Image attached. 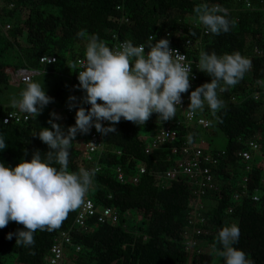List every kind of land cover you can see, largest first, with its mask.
I'll list each match as a JSON object with an SVG mask.
<instances>
[{
    "label": "trees",
    "instance_id": "obj_1",
    "mask_svg": "<svg viewBox=\"0 0 264 264\" xmlns=\"http://www.w3.org/2000/svg\"><path fill=\"white\" fill-rule=\"evenodd\" d=\"M261 1L0 0V134L7 144L0 152V162L10 167H15L21 159L30 161L37 150L42 158L45 156L48 146L33 135L41 127L51 125L37 118L3 123L8 113L19 111L12 106L13 99L9 96L14 85L9 69L54 74L60 72L61 63H69L76 65L71 83L78 81L77 61L84 58L87 37L91 35L98 36L110 48L121 41L146 46L150 36L156 40L167 38L170 46L182 48L194 62L200 85L211 80L198 70L201 51L215 52L218 56L238 52L251 60V68L243 79L220 93L223 109L216 115L207 107L196 113L204 115L211 126L215 123L224 134L223 149L200 147L198 140L208 129L199 127L196 122L177 126L175 121L179 115H176L168 124L173 136L147 152L148 144L163 127L156 123L157 114L139 126L121 119L114 125L116 132L103 134L106 151L99 159L101 169L94 174L90 190L97 210L115 208L120 213L119 221L100 224L92 219L85 226H77L74 225L75 209L58 229L38 230L34 234L35 243L28 247L16 245L15 235L10 240L6 238L8 233L24 227L9 222L0 229V264H51L47 258L55 238L63 231H69L72 239V244L65 248V252L69 251L68 255L65 253L66 258L72 264H223L215 253V248L219 247L217 236L222 227L233 223L240 229L238 243L234 246L242 249L253 264H264V196L260 201L251 198L262 190L264 179V102L253 96L255 92L264 91ZM204 3L227 10V18L234 22L227 33L204 34V29L195 24L198 19L194 8ZM7 24H10L9 29H5ZM79 32H85L86 36H78ZM145 49L147 51V47ZM43 55L55 56L56 62L42 64ZM22 84L26 82L21 81L19 86ZM62 92L63 89L57 90L54 97L62 96ZM68 100L69 97L67 101L61 98L60 102L65 106ZM55 113L59 118L50 115V120L65 131L75 124L72 115L62 119V114ZM187 134L194 146L219 159L218 165L212 168L218 190L207 192L203 198L207 225L197 237L202 248L198 254L188 249L187 240L191 236L186 233L189 230L187 218L195 205V186L187 175L171 179L160 175L182 159L181 146ZM84 137L85 134L80 133L75 137L69 156L70 172L93 168L77 144ZM251 140L259 142L261 148L252 152L251 167L247 170L239 153L249 149ZM140 164L146 165L145 173H139ZM118 167L124 174L123 179L118 177ZM137 174L139 181L134 182ZM245 178L248 194L235 199L234 193L241 189Z\"/></svg>",
    "mask_w": 264,
    "mask_h": 264
},
{
    "label": "clouds",
    "instance_id": "obj_2",
    "mask_svg": "<svg viewBox=\"0 0 264 264\" xmlns=\"http://www.w3.org/2000/svg\"><path fill=\"white\" fill-rule=\"evenodd\" d=\"M194 13L205 31L214 35L227 33L234 24L227 18V10L218 5L204 3L196 6ZM78 36L85 37L86 33L79 32ZM119 49H111L96 35L88 36L80 62L82 70L76 73L79 88L84 92L83 103L90 108L79 107L75 124L66 131L50 120V128L41 127L33 135L48 146L43 158L37 150L30 161L21 159L15 167L0 162V229L9 222L22 224V230L6 237L10 240L15 235L16 245L32 246L38 230L58 229L68 213L81 205L91 187L94 171L85 168L68 171L70 150L78 133L88 134L95 127L97 132L107 135L116 132L114 125L121 119L139 126L154 113L160 121L172 120L177 106H181L182 94L191 87L190 64L185 55L170 47L167 38L149 37L146 46L125 41ZM250 68L251 60L238 52L218 56L215 52L201 51L198 70L211 80L191 91L187 111L194 115L207 107L216 115L224 107L220 93L237 85ZM52 99L43 83L27 81L12 106L26 118L36 119ZM51 115L59 118L56 113ZM102 121L109 125L104 126ZM6 148L5 138L0 134V152ZM239 236L240 229L235 223L219 230L215 253L223 264H253L242 249L234 246Z\"/></svg>",
    "mask_w": 264,
    "mask_h": 264
},
{
    "label": "built area",
    "instance_id": "obj_3",
    "mask_svg": "<svg viewBox=\"0 0 264 264\" xmlns=\"http://www.w3.org/2000/svg\"><path fill=\"white\" fill-rule=\"evenodd\" d=\"M238 1V0H233ZM263 4V11H264V0L261 1ZM245 3H249V0H245ZM214 4H210L212 6ZM196 25H199L201 28L204 27L199 23V21H195ZM10 24L5 26V29H9ZM204 34H208V32L204 29ZM152 37V36H150ZM124 41L115 43L111 49L119 51V45L122 44ZM186 44H191V41L188 40ZM173 49L179 51V53L185 55L186 62L190 64L192 73L190 75V84L191 87L189 88L188 92L182 94V103L181 106H177L176 115H179L175 124L177 126H182L187 123L196 122L199 127L204 129H209L211 126L210 121L203 115L197 116V114H190L187 111V108L190 103V93L191 91L195 90L199 83V75L195 72L194 62L190 60L187 54L183 51L180 47H173ZM146 50V49H145ZM255 52L259 51L256 47L254 48ZM244 57L249 58L247 55H242ZM78 59L77 67L78 71L82 70L80 62L83 60ZM250 59V58H249ZM40 62L42 64H52L56 62L55 56L43 55L40 58ZM198 67V65H197ZM197 69V68H196ZM10 70V69H9ZM8 70V72H9ZM14 85H19L21 81L27 82L32 81V79L39 74V71L30 70V69H19L14 70L11 69L9 72ZM70 93H69V100L65 107L62 110V119L65 118L66 115H72L75 118L76 110L79 107H84L85 109L90 108V105L83 103L84 92L79 88V81H73L70 86ZM256 100H260L264 102V91L263 92H255L253 94ZM74 97L75 99H71ZM175 115V116H176ZM29 118H26L25 114L20 113L19 111H12L8 113L7 116L4 117L3 123L7 121V123L14 121V122H21L27 121ZM103 125H106L107 121L101 122ZM156 123L163 125L162 129L158 131L153 139L152 142L148 144L146 151L150 152L152 149L158 147L159 145L165 143L169 138L173 136V129L169 127V121H160L158 118ZM5 124V123H4ZM169 124V125H168ZM186 141L181 146L182 151V159L179 160L177 166L170 168L169 170L165 171L164 173L160 174L161 176L166 177L167 179H171L177 175H187L191 182L194 184V196H195V205L194 208L189 213V217L187 218L188 224V231L186 232L188 235L191 236L187 240V246L191 253L198 254L202 252L201 246L199 247V240L197 239L203 231H205V227L207 225V216H206V207L203 203V198L206 196L207 192L217 191L218 184L213 174L212 168L216 167L219 163L218 157H214L212 153H206L200 148H197L190 142L189 134L184 137ZM78 146L83 150L85 160L90 162L93 165V168L88 170L94 171V174L101 169L99 164V159L106 151V144L104 135L97 132L95 127H92L88 134H85V137L77 143ZM249 149L241 151L239 156L241 157L242 161L246 164V169L250 170V161L253 158V151H258L261 148V144L255 140H251L248 143ZM139 173L146 172V165L140 164L138 166ZM119 179L124 178V174L119 169H116ZM134 182L139 181L138 174L133 178ZM247 178L244 180V184L241 185V189L234 193V198L238 199L241 196H245L248 194L247 186H246ZM94 182H92V185ZM91 185V186H92ZM90 190L83 198L81 205L76 209V215L74 219V225L77 226H85L89 223L90 220L94 219L97 223L104 224V223H117L120 218V213L117 209L111 207H105L102 210L98 211L94 201L90 198ZM254 196H259L260 199L264 196V179L262 180V190L252 194L251 198L254 201H260L254 199ZM54 244L51 247V255L47 258L51 264H72L70 259L66 258L65 255V248L72 244V239L70 236L69 231H63L58 237L55 238ZM77 251L80 250V247H76Z\"/></svg>",
    "mask_w": 264,
    "mask_h": 264
},
{
    "label": "rangeland",
    "instance_id": "obj_4",
    "mask_svg": "<svg viewBox=\"0 0 264 264\" xmlns=\"http://www.w3.org/2000/svg\"><path fill=\"white\" fill-rule=\"evenodd\" d=\"M59 73L48 74L42 73L40 75H36L33 81H37L44 84V88L46 90V94L53 98L52 102H50L37 116L40 122H49L52 113L58 112V114H62L63 108L65 107L60 102V99L63 98L67 101L70 93V85H71V76L74 72L75 67L73 65H69V63H61L59 67ZM11 72V69L9 70ZM26 84H22L21 86L13 85L10 89V98L19 99L20 92L24 89ZM63 89L62 96L57 98L54 97V94L57 90ZM66 105V104H65ZM51 115V116H50ZM203 136L198 140L199 146L205 149H223L226 143V138L224 134L215 126H211L208 130L203 131ZM66 254H69L68 249L66 250Z\"/></svg>",
    "mask_w": 264,
    "mask_h": 264
},
{
    "label": "crops",
    "instance_id": "obj_5",
    "mask_svg": "<svg viewBox=\"0 0 264 264\" xmlns=\"http://www.w3.org/2000/svg\"><path fill=\"white\" fill-rule=\"evenodd\" d=\"M41 73L39 72V74L38 75H40ZM18 86V85H17Z\"/></svg>",
    "mask_w": 264,
    "mask_h": 264
}]
</instances>
